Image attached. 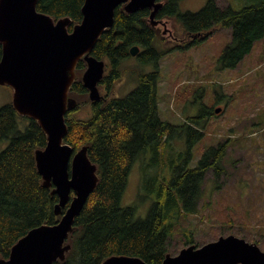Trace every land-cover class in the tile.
I'll list each match as a JSON object with an SVG mask.
<instances>
[{"label": "trees", "instance_id": "16d2710c", "mask_svg": "<svg viewBox=\"0 0 264 264\" xmlns=\"http://www.w3.org/2000/svg\"><path fill=\"white\" fill-rule=\"evenodd\" d=\"M155 19L178 22L188 37L177 48L204 40L217 25L229 27L232 42L219 57L222 68H235L254 43L264 37V0L234 8L207 0L196 12L179 11L181 0H160ZM84 0H37L38 11L54 19L68 16L72 25L81 20ZM149 8L127 13L115 8L113 25L97 39L90 54L105 62L107 73L98 82L107 94L91 101L81 76L86 67L80 59L68 95L76 106L67 110L64 141L74 151L87 146V154L97 166L98 182L75 217L66 242L71 245L64 260L53 264H101L111 255H134L149 264H161L171 249V234L182 215L197 212L207 173H219L226 145L233 139L204 151L190 166L191 145L204 135L199 116H188L174 125L158 114L157 71L141 73L138 84L124 96H108L121 78L120 65L129 58L130 48L139 47L136 57L157 64L170 50L158 47L159 29L152 27ZM162 39V38H161ZM1 57V44H0ZM98 86V84H97ZM11 89V88H10ZM12 91V89H11ZM87 113L85 117L81 114ZM213 114L204 106L203 120ZM204 120V121H205ZM175 130L186 132L188 149L174 158L166 155ZM193 139V140H192ZM0 257L7 258L11 246L29 229L53 224L57 195L42 185L34 151L46 144V135L36 120L19 114L11 101L0 107ZM141 163V197L151 199L146 216L134 217V206L122 204L128 173L135 161ZM67 207L62 208L64 210ZM258 241H256L257 243ZM197 242L191 232L184 245ZM200 244V243H199Z\"/></svg>", "mask_w": 264, "mask_h": 264}, {"label": "rangeland", "instance_id": "374dc122", "mask_svg": "<svg viewBox=\"0 0 264 264\" xmlns=\"http://www.w3.org/2000/svg\"><path fill=\"white\" fill-rule=\"evenodd\" d=\"M254 1L216 0L219 6L234 8ZM206 2L181 0L178 8L182 13L196 12ZM163 20L164 24L156 25L157 43L161 50L170 51L157 64L143 63L131 55L121 63V78L114 82L108 96L126 95L137 86L141 73L157 71L159 116L174 125L182 124L188 116H199L202 123L204 135L190 147V166L198 163L206 149L233 139L226 145L219 173H207L197 212L182 215L174 226L169 252L176 254L185 246L189 232L198 245L231 233L258 241L264 250V37L254 43L238 66L222 68L218 59L232 42L229 27L217 25L204 40L177 48V42L188 37H184L178 22ZM98 89L106 95L103 87ZM11 99L10 87L0 84V107ZM204 106L213 110L205 121ZM217 107L222 109L218 114L214 113ZM6 142L0 143V149ZM187 149L186 132L175 130L166 149L167 157L174 158ZM140 185L138 160L130 168L122 196L124 206H134L136 219L144 218L151 205L150 198L141 197Z\"/></svg>", "mask_w": 264, "mask_h": 264}, {"label": "water", "instance_id": "95a60500", "mask_svg": "<svg viewBox=\"0 0 264 264\" xmlns=\"http://www.w3.org/2000/svg\"><path fill=\"white\" fill-rule=\"evenodd\" d=\"M162 3L84 0L81 20L69 31L70 17L54 19L38 11L37 0H0V84L12 89L13 108L36 120L46 135V144L35 149L34 159L42 185L52 187L51 193L57 195L53 209L60 216L53 224L29 229L11 246L7 258L0 257V264H53L65 259L71 248L66 240L74 219L99 179L87 146L74 151L64 141L65 113L77 104L68 95L75 79L74 70L83 59L86 67L82 84L91 101L99 100L102 95L97 84L103 77L105 62L90 52L103 31L113 25L115 8L122 5L127 13L149 8L148 20L156 27L165 23L154 17ZM138 50L137 45L132 46L130 55H136ZM221 110L217 107L214 113ZM101 264L149 263L138 256L121 254L111 255ZM161 264H264V250L255 241L230 233L201 245H185L176 254L167 252Z\"/></svg>", "mask_w": 264, "mask_h": 264}, {"label": "flooded vegetation", "instance_id": "af4514ba", "mask_svg": "<svg viewBox=\"0 0 264 264\" xmlns=\"http://www.w3.org/2000/svg\"><path fill=\"white\" fill-rule=\"evenodd\" d=\"M177 43L182 45L183 42H177ZM99 86H100V87H103V89H104V91H105L104 94H107V90H105V86L102 85V84L100 85V84L98 83V87H99ZM101 95H102V94H101ZM102 96H105V95H102Z\"/></svg>", "mask_w": 264, "mask_h": 264}]
</instances>
